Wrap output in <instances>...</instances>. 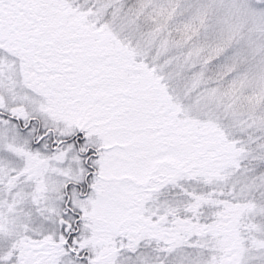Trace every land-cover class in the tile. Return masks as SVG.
Wrapping results in <instances>:
<instances>
[{
    "label": "snow or ice",
    "instance_id": "obj_1",
    "mask_svg": "<svg viewBox=\"0 0 264 264\" xmlns=\"http://www.w3.org/2000/svg\"><path fill=\"white\" fill-rule=\"evenodd\" d=\"M0 264H264V0H0Z\"/></svg>",
    "mask_w": 264,
    "mask_h": 264
}]
</instances>
